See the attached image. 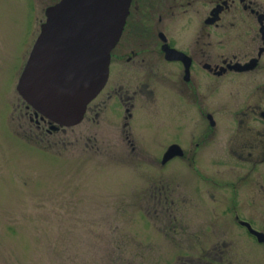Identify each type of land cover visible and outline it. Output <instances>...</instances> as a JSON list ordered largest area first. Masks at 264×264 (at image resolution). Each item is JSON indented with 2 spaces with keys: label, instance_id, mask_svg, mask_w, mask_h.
I'll return each mask as SVG.
<instances>
[{
  "label": "rangeland",
  "instance_id": "obj_1",
  "mask_svg": "<svg viewBox=\"0 0 264 264\" xmlns=\"http://www.w3.org/2000/svg\"><path fill=\"white\" fill-rule=\"evenodd\" d=\"M56 1L0 0V264L203 262L198 247L211 239L210 223L200 214L190 216L195 203L186 193L196 185L187 178H194L186 172L194 167L190 157L169 163L168 174L156 159L165 147H143L136 140L132 151L122 124L109 122L102 106L96 119L88 112L82 122L50 133L42 122L38 127L29 120L33 109L15 88L44 11ZM229 133L216 148L227 144V151L241 154L238 131L231 126ZM237 158L232 157V170L214 166L204 176L240 186L236 212L264 234V201L250 185L259 179L260 166L252 171ZM244 179L248 194L240 184ZM205 181L206 192L222 199V191ZM217 225L215 242L207 246L218 242L221 252L213 250L210 257L223 264H264V244L228 220Z\"/></svg>",
  "mask_w": 264,
  "mask_h": 264
},
{
  "label": "flooded vegetation",
  "instance_id": "obj_2",
  "mask_svg": "<svg viewBox=\"0 0 264 264\" xmlns=\"http://www.w3.org/2000/svg\"><path fill=\"white\" fill-rule=\"evenodd\" d=\"M125 20L110 51L105 86L86 105L81 122L88 112L96 119L104 108L109 122L122 124L132 151L136 140L143 147H165L156 159L168 174L169 163L190 157L194 167L188 163L192 171L186 172L195 180L187 178L196 184L186 193L195 203L190 216L200 214L202 222L210 223V232L205 230L211 237L197 248L205 257L195 264H223L209 256L213 250L221 252L218 242L207 246L215 242L220 221L235 223L258 239L236 212L240 186L216 176L205 178L203 171L214 166L232 170L234 155L252 171L260 166L259 179L250 185L264 201V0H131ZM103 94L104 102H95ZM28 118L38 127L46 125L48 133L64 129L33 110ZM231 126L242 140L241 154L227 151V144L216 148ZM205 180L211 190L222 191V199L206 192ZM168 205L163 209L170 211Z\"/></svg>",
  "mask_w": 264,
  "mask_h": 264
},
{
  "label": "water",
  "instance_id": "obj_3",
  "mask_svg": "<svg viewBox=\"0 0 264 264\" xmlns=\"http://www.w3.org/2000/svg\"><path fill=\"white\" fill-rule=\"evenodd\" d=\"M131 0H58L48 6L16 88L22 99L57 127L81 122L86 105L108 79ZM249 231L264 243V234Z\"/></svg>",
  "mask_w": 264,
  "mask_h": 264
}]
</instances>
